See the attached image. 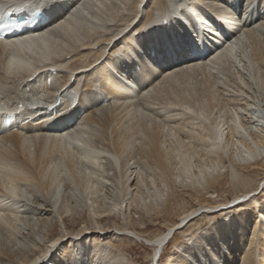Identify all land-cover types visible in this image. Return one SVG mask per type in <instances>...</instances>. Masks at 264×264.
<instances>
[{
	"label": "bare ground",
	"instance_id": "1",
	"mask_svg": "<svg viewBox=\"0 0 264 264\" xmlns=\"http://www.w3.org/2000/svg\"><path fill=\"white\" fill-rule=\"evenodd\" d=\"M47 1L49 2L52 0H0V11L5 7L13 9L14 11L23 7L27 12L31 13L32 10L39 8L44 3L47 4ZM121 1L128 3L131 1L132 3V0ZM145 1L146 0L134 1L133 4L128 6L132 11L136 9L135 11L139 12L145 4ZM152 1L151 3L148 2L150 5L153 3L151 5V14L149 16L147 15L148 17L141 15V17L143 16L144 19H146L145 21H143V19L141 24L140 20V22H136L140 24L138 26L139 29L135 28L139 32V38L137 41L132 38L133 40H126L127 42H125V49L131 53H129V55L122 53L123 55L119 56L120 51L119 54L117 53V56L115 55L116 57L112 56L114 57L113 59H107L108 64L103 63V67L101 62L106 58H104V55L107 48L110 47L112 43L114 45L116 39L122 35L124 31L129 30L131 26L130 23L121 22L120 20L122 23L121 25H114V28H110V23L112 24V22L115 21L116 16L119 17L123 9L121 5L119 6V3H117L118 0H54L53 2H49V24L32 32V34H38L28 36L24 40H0V241H2V243L5 235L6 238L8 237L7 239H13V243L16 237L21 233L20 225L26 222H24L21 217L23 210L20 205L21 198L25 199L28 195L33 196L35 203H40L41 201L38 197H42L47 200L51 208L55 209L57 207V202L63 200L62 198H58L59 189L63 183H67L66 186L68 185L67 194L69 199L65 200L64 203L63 201L61 202L63 204V210L59 214L60 222L63 223V219H67L69 215L72 217V221H78V225L82 224L84 218H82L81 212L87 207L92 209L93 213L89 217L92 218L91 222L97 227L101 226V222L98 221L99 219L101 220V218L106 216L107 218H116L117 216L119 218L121 215V212H119L121 211V202H119V200L122 201L121 198L119 199L120 190L117 188L118 191L116 190L114 192V196L118 203H113V205L108 204L111 205V207L108 206V209L104 205L108 211H99L100 207L98 205L99 203L102 204V202H98V196L106 186L105 180L108 177H105V171L107 168L108 170L123 173L120 168V159L124 161L123 164L126 167L124 169L125 172L115 178L116 181L114 182L118 183L117 185H120L121 189L130 183L133 175V172H130L132 161L130 166L129 163L130 160H133L132 150L134 146L141 147V152H143L151 164L160 171L161 174L158 176L163 177L162 179H164L165 182L174 186L179 185L184 189H191V192L192 190L195 191L196 194L194 196H196L195 198L199 204L207 202V199H205L204 195L201 193V190L205 188H209L215 193H224L225 186L229 182L227 178L228 174L224 176L226 171L225 173L222 172L224 168V155L226 156L227 152L230 153L227 154V156L233 167L237 166L242 170L250 166L256 167L259 161L264 158V141H262V139L259 140V135L258 137L255 135L256 132L260 130L264 132V116L261 110L262 106L258 99H253L247 103L246 106L249 112H253V116L255 117L253 119L252 113H250L251 117L249 118H251V121L254 120L251 124L256 127L255 131V129L253 130L251 127H244L243 124L241 125L236 108L230 106L232 101H229V98L225 100L226 96L225 98L219 96L213 84L221 79L223 72L225 73L232 69L236 70L238 73L244 72L246 76L248 75L246 80L250 79L249 84L255 85L257 70L254 65H256V62L264 65V41L260 37V32L264 31V23L261 24L262 21H257L259 23V28L255 26L256 24L254 25V27L257 28L253 30H261L258 32V36L260 35L259 39L258 36L251 34L247 28H244L254 39L255 49L252 50H254L253 55H255V60H253L249 55L252 50L246 47V42L248 41L246 38L247 31L244 32L243 29V32L234 34L236 31L235 29L238 28L239 25L241 27L246 25L245 22L247 19L243 22V17L241 18L238 16L237 24L234 18L228 17L227 19L223 17L226 15L225 7L223 14H221L222 12L220 10H217V12H221L220 14L216 13V11L214 12L213 8L215 4L213 3L209 5L207 9H201L202 7L200 8V5V9H198V5L195 6L191 4L189 6V0H162L163 7H160V0ZM195 1L200 4L202 0ZM228 1L234 3L236 0ZM261 6L264 9V5ZM231 8L233 9V5H231ZM140 12L143 11L141 10ZM230 13L228 14L230 15ZM137 14L139 15V13ZM174 14L178 19L181 17V25L186 27L189 32L196 34V37L198 36L197 43L193 44V48L190 46L191 44H186L188 40L184 38V36L182 37L183 32L181 25L176 18H174V21L178 22L176 24L177 27L180 28L178 31H175L176 34H174V30H172L170 26L171 23H168L173 18ZM138 15H135L132 22L137 20ZM249 17H251V15ZM214 18L217 20H214ZM226 19L231 23L225 24V26L223 25V20ZM195 24L196 27L194 26ZM235 24L237 25L235 26ZM204 29L207 30V32ZM213 30L217 33H213ZM130 31H132V29ZM251 32L254 33V31ZM126 37L127 35L124 39ZM121 38L123 39V37ZM129 39H131V37ZM89 41H91V43H89ZM182 43L185 46L184 50L186 51V49H188V54L182 53ZM116 44L119 45V43ZM40 45L46 47L38 49ZM88 45H90L89 48H87ZM113 45L110 50H113ZM92 47H97L94 49L96 52L93 53ZM115 49H118V46H116ZM42 53H44V57H41ZM130 55L132 59L128 60ZM124 56H126V58L129 56L126 65L122 67L121 70L122 72L123 70L125 71L126 76L124 77V81L121 79L118 81V76L114 77L113 73L108 69H115L114 67L118 64H124V62L122 63L123 58H125ZM15 57H19L22 60L17 66L12 62ZM89 57H95L94 61L88 63ZM76 60L81 61L83 64H80L81 66L78 65L79 67H74V61ZM47 61L53 62V67L59 71L55 73L47 72V68L44 64ZM201 61H205L203 62L205 64H201ZM189 63H191L190 65L192 66L187 67ZM155 65L158 67V70L169 69L161 76V79L160 76L156 78L157 70ZM136 67L141 76V78L138 77V79ZM240 67L243 70L240 69ZM198 69L202 70L203 74L204 70L208 72V76H205L199 82L197 81L198 77L196 74ZM63 70L67 72L63 76L60 85L58 88L56 86L53 87V85H55L54 77H57L58 73ZM87 71H89L92 78L85 81V84L83 83V90H81L82 92L80 93L81 97L77 102L79 106L74 105L75 102L73 103L72 98L69 100L70 103H67L62 111L59 110L58 105L61 102H59L60 92L62 91L63 93V88L68 86L69 83L67 82L72 80L77 74L79 75V73H85ZM39 72L42 74H39L35 79L31 80L33 76ZM203 74L202 76H204ZM242 75L244 76V74ZM224 76L222 77L223 79ZM134 79L138 81H134ZM151 79L154 81L156 80V83H159L160 86L162 84L166 85V88L163 87L162 89V92H164L162 96L163 100L162 102L160 101L162 110H167V107L168 109L170 108V110L172 107L176 108V110H174L176 113L172 114L170 112L171 115L170 113H164L166 117L160 120L157 119L158 121L156 118H151V113H148V108V111L145 109L147 106L143 107V104H136L133 101V95L136 92L139 94V99H142L144 102L147 101L148 97H157L156 94L158 91L154 88L155 84L153 87H151V84L146 87L142 86ZM243 79L241 78V80ZM239 83L240 81H238V84ZM258 83L261 84L263 90V74L259 76ZM97 84L101 86L99 87L100 89H103H101V91H104L106 94L109 92L110 96H108L110 98L113 97L117 101L119 100L114 104L113 112H110V110L113 109L112 107H99L101 106L100 103H102L101 101L98 103L99 97L104 99V96H101V91H99V93L93 90V86ZM195 84H199L198 90H196ZM242 84H244V82ZM159 85H156V87ZM29 86L32 88L34 87L35 93L27 95ZM147 87H149L147 89L149 91L146 90ZM237 88L239 89V87ZM145 90L146 92L144 93ZM234 91L236 90L234 89ZM240 91H242L241 88L239 92ZM69 95H64L63 93L62 97L67 98ZM43 97H47L45 103L42 101ZM222 98H224V100ZM24 100L27 103L35 104L38 112L44 111V121L32 123L30 121L21 120L19 123L18 116L28 110L24 108L23 110L17 111L14 105H18L20 101ZM56 105L58 107H56ZM165 110L163 111H168ZM215 110L219 112V116L210 121V117L214 114ZM239 110L243 109L239 108ZM5 112L14 114L12 123L6 129L2 126L5 120V117L2 116ZM221 112L222 114L226 113V118L223 120H225L226 123L229 122L228 139L225 138L222 131L224 123L221 120ZM171 117L177 121L173 122L174 125L172 124V120L169 119ZM56 118L58 119L56 120ZM152 119L154 120L153 122L157 123L153 128L151 127L153 125ZM193 124L205 129L206 134L204 136L193 134L188 128L189 125ZM173 129L175 130L172 134L180 133V131L183 132V138H180V142L178 141L179 146L166 149V143L168 144L170 137L175 136L171 134ZM257 129L259 131H257ZM119 130H121V132ZM253 131L254 133L251 135ZM108 135L112 137L108 138ZM139 136H141V138H137ZM197 136L202 141L206 139V152L202 149L203 146L202 148L197 147L198 149L194 146L193 140ZM201 140L199 141L200 143ZM257 140H259V142ZM138 141L140 145L136 144ZM199 142L196 141L198 144ZM246 142L249 143L246 144ZM243 143H245V146H243ZM128 166L130 168H127ZM107 175H109V173ZM141 176L144 177V175ZM229 179L232 181V184H237L235 186L240 187L239 189H242L247 195L252 193L254 182L251 178L244 177L241 173L231 168ZM145 181L150 185L153 184L152 182L154 179L152 180V177L149 178L147 176L144 180H139L138 182L135 180V182H137L135 184L136 188H138L142 195L139 198L135 197L136 199H134L132 203H134L136 208L140 209L141 207L147 214H150L154 208L159 209L170 223L167 232H162L154 235L152 238L145 239L146 245L156 252L154 256L160 251V245L163 250L168 240L173 239L172 245H176L177 249L181 248L183 251L173 264H200L198 260L205 261L202 264H219L220 257L223 255L221 249L225 246L224 250H226L228 245L230 246V240L223 239L222 237H224L223 235L225 231H227L226 229H228V233L231 232L233 224L234 226L238 225L240 229H247L252 236L256 237L255 240L253 239L249 240V243L247 242L249 245H240L241 250H243L241 264H264V224L258 225L256 221H254L255 223L252 222L251 225H249V217L252 213L251 210L248 209L250 203L247 204V209L240 211L235 217L232 216V218H230L229 213H226L223 215L226 221L222 219L223 217H219L217 220L221 219V221L209 223L204 228L201 235L198 233H190L188 236L190 238H188L183 245L179 243V239L173 236V231L178 230L179 221L181 219L182 221L180 222H182V225L191 221L192 217H194V212L182 214L178 222H173L169 218L170 211L172 210L171 203L168 201L164 202L165 200L163 199L165 197L162 191L160 192V190H158L159 187L158 189H153L150 186L154 184L148 186L143 183ZM258 184H260V182L257 183L256 187H258ZM111 185L112 184H110V186ZM246 194H244L245 198L247 197ZM208 196L211 198L213 195ZM240 197L237 193L232 201H226L221 204V206L217 205V203L213 206L212 204H207L204 208L213 210L220 207L227 209L238 201ZM73 204L78 211L75 210L74 207L72 208L71 205ZM38 206H40V204H38ZM118 207L120 210H118ZM36 220V222H38V218ZM34 223L30 222V225ZM39 223H36L37 226ZM36 224H34L35 227ZM182 225H180L181 229L183 228ZM82 226H84V224H82ZM42 227L44 226L42 225ZM51 230H49V233ZM172 232L173 235H171ZM77 234L73 235L74 239H76V244L74 246L75 252H72L74 254L69 252L72 259H65L64 262L57 259L58 264L88 263L85 261L84 256L78 253V251L83 249L81 246H84L83 242L85 238H80V240ZM32 235H34V233ZM133 236H137V234L135 235L133 233ZM61 237L56 236V238L48 240L47 243L45 242L46 245L42 248H40V242L38 246H35L38 250V254L32 258L34 260L30 259L31 261L28 263L24 261V264H45L50 260L51 252ZM46 238L47 237H44L40 239V241ZM217 238L223 239L220 240L221 242L224 241L223 247H220L219 250L215 248ZM248 246L251 247L247 250ZM1 247L3 249L0 248V254H3L2 256H4V258H8L9 253L7 249L4 251L5 246L3 247V244ZM79 248L81 249L78 250ZM201 252L206 253L204 257L207 258V262L203 256L198 260L195 259L194 256L199 257ZM90 253L94 255L93 262L94 259L98 257L103 260L105 258V255L98 248L93 249ZM116 257L119 258L118 256ZM160 257L161 253L157 263H159ZM229 257L227 260L223 261L225 264H231L232 260ZM256 259H258L257 263L255 261ZM114 260L115 259H112V261ZM154 262L152 258L150 264H154ZM94 264L97 263L94 262Z\"/></svg>",
	"mask_w": 264,
	"mask_h": 264
},
{
	"label": "rangeland",
	"instance_id": "2",
	"mask_svg": "<svg viewBox=\"0 0 264 264\" xmlns=\"http://www.w3.org/2000/svg\"><path fill=\"white\" fill-rule=\"evenodd\" d=\"M120 1L121 0H118L117 3H119V6L121 5V7L123 8L122 12H121L122 16H121V14L119 15V17L121 16L122 18L121 17L119 18L118 16H116L115 21H114L115 23L112 22V24L110 23L109 26H110V28H114L115 26L121 25L122 24L121 22L130 23L131 26H130L129 30H126L128 32V34H127L126 31H124L123 34L120 35L117 38L118 40L116 39V41L114 42V45L112 43V45H113L112 49L113 50H110L112 45L107 48V50L105 51L106 53L104 55V58L105 57L106 58L101 62L102 67H103V63L108 64V60L107 59H109V58L113 59L114 57H116L119 54L120 51L121 52H120L119 56L123 55L124 53L127 54V55H129V53H131L130 51H127L125 49V42H127L128 40H133V39L137 41V39L139 38V35H138L139 32H138L137 29H139L138 26L142 23V20L144 19L143 16L148 17L151 14V12H152V6L151 5L153 3L150 5V3L153 2L152 0L151 1L150 0H146L145 1V4L142 7V8L145 9V11H144V9L141 8V10L143 12H140L141 10L139 12H137V11H135L136 9L132 11V9L129 8V6L131 4H133L134 1H139V0H134V1L132 0V3H131V1L129 2L130 4L128 2H123V1L120 2ZM148 2H150V3H148ZM147 3H148V5L146 6ZM212 3L215 4V6L213 8L214 12L216 11V13H218V14H220L221 12H222L221 14H223L224 7H225L226 15H224V16L222 15V16L227 18V19H228V17L232 18V19L234 18L236 20L235 23H237V20H238L237 18H239V17H241V18L243 17L242 18L243 22H244L245 19H247L248 22L247 21L245 22L246 25H244V27H241L239 25L240 28L239 27L236 28L235 29L236 31L234 32V34L241 33L243 31L246 32L248 30L251 34H253V35L255 34V36H258V34H259L258 32H260L261 30L259 31V29H258L257 31H255L253 29L255 28L254 27L255 24H256L255 26H257L259 28V23H258L259 21L260 22L262 21L261 24L264 23V9L261 6V5H264V1L263 0H236V1H234V3L232 1L230 3V1H228V0H202L200 4L197 3L195 0H189V6L191 4L195 5V6L198 5L197 6L198 9H200L201 7H202L201 9H207L208 6L211 5ZM159 4H160V7H163L162 6L163 5L162 0H160ZM122 5H124V6H122ZM199 5H200V8H199ZM231 5H233V9L231 8ZM126 9H128V10H126ZM226 9H227V11H226ZM217 10H220L221 12L220 11L217 12ZM254 10H256V11H254ZM230 11H231V13H230ZM137 13H139V15ZM228 13H230V15ZM135 15H138L137 16V20L132 22V20L134 19ZM141 15H143V16L141 17ZM250 15H251V17H249ZM175 16L176 15L174 14V17L168 22V23H171L170 26L172 27V30H174V34H176L175 31H178V29L180 28V27L179 28L177 27L176 23H178V22L174 21L175 20L174 18H176ZM213 16H216V15H213ZM180 18H179L178 21H179V24L181 25V19ZM215 19L216 18H214V20ZM227 19L223 20V25L231 23ZM120 20H121V22H120ZM145 20L146 19H144L143 21H145ZM138 21L140 22V24H137ZM135 23H136V26H135ZM237 24H235V26ZM247 25H249V26H247ZM183 27L184 26L181 25V28H183ZM135 28H137V29H135ZM184 28L186 29V31L182 30V32H183L182 37L184 36V38H186L188 40L186 42V44H188V43L191 44L190 46L193 48V46H194L193 44L197 43L196 41H197V37L198 36L196 37V34H193L192 32H189V30L186 27H184ZM244 28H247V30L244 29ZM131 29H132V31H130ZM169 30H171V29H169ZM205 31L207 32V30H205ZM248 31L246 32V38L248 40L246 42V47H248V48H250V50H252V49H255L254 39L251 36V34L250 35L248 34L249 33ZM251 31H254V33H252ZM179 32H180V30H179ZM213 33H217V32H214V30H213ZM260 33H261L260 34L261 36L260 35L259 36L264 41V31H261ZM126 35H127V37L124 39V37ZM259 36H258V39L260 38ZM121 37H123V39ZM130 37H131V39H129ZM121 39H122V41H121ZM191 41H192V43H191ZM89 43H91V41H89ZM116 43H119V45L116 44ZM198 44H200V43H198ZM182 45H183V47H182L183 52L182 53L183 54H188L187 53L188 49H186V51H185L184 50L185 46H184L183 43H182ZM116 46H118L119 51H118V49H115ZM89 47H90V45L87 46V48H89ZM95 48H97V47L93 48V53L96 52V51H94ZM123 49H125V50H123ZM176 49H177V47H176ZM253 51L254 50L250 51L249 55H250V57L253 60H255L254 59L255 55H253L254 54ZM110 53H112V54H110ZM112 56H114V57H112ZM124 57L125 58H123V60L124 59L125 60L124 61L122 60V63L124 62V64H118L117 66L114 67L115 69H111L109 67H108L109 69L107 68L109 71H111L113 73L114 77L118 76V81L120 79L124 81V77L126 76L125 75V71L123 70V72H124L123 73L121 70H122V67H124L126 65L127 58H129V56L127 58H126V56H124ZM94 59H95V57H89L88 58L89 62H88V60H87V62L91 63V62L94 61ZM130 59H132L131 55H130V58L128 60H130ZM77 61L78 60L74 61V67H76V66H78L80 64L81 65L83 64V63H81V61H78V62ZM203 62H205V61H203ZM203 62L201 61V64H205ZM190 64L191 63H189L187 65V67L192 66ZM255 64L256 65H254V66H256L255 69L257 70V73H256V82H255L254 86L249 84L250 79L246 80L248 75L246 76L244 72L238 73L236 70H232V69H230V70L228 69L230 72L232 71L231 73L229 71L225 72L227 75L223 72V76L225 75L227 77L224 76V79H223L222 78L223 76H221V79L218 80L217 82L213 83V84H214V89H215V91L218 92L219 96L224 97V98L226 96L225 100H227L229 98L230 99L229 101H232L230 106L231 107L233 106L234 108H236V112L238 113L239 121H240L241 125L243 124L244 127H251L253 130L255 129V131H256V127L253 124H251L254 120L251 121V118H249V117H251L250 113H252V118L253 119L255 118L253 116V112H249L248 108L246 107L247 103H249L253 99H258V101L260 102V104L262 106L261 110H262V114L264 116V89L262 90L261 84L258 83L259 76H261L262 74L264 75V65L262 63H258V62H256ZM155 68L157 70L156 78H157V76H160V79H161V76L164 75L165 72H167L169 70V69L158 70L157 69L158 67L156 65H155ZM181 68H182V66H181ZM135 69H136V72L138 73L137 79H138V77L141 78L140 72L138 71L137 67ZM240 69H242V68L240 67ZM207 71H208V69H207ZM66 72L61 71L60 73H58V76H57L58 78L54 77V80H55L54 84L55 85H53V87L56 86L58 88V86L60 85V83H61V81L63 79V76L66 74ZM235 72H236V74H235ZM232 73H234V74H232ZM81 74H83V75H81ZM196 74H197L198 78L196 76L195 77L197 78L198 82L201 81L205 76H208V72H206L204 70V74H203L202 70H200V69H198L196 71ZM202 74L204 76H202ZM242 74H244V76ZM199 76H201V77H199ZM91 78L92 77L90 76L89 71H87L85 73H79V75L77 74V76H74V78H72V80L68 81L67 83H69L68 84L69 87L66 86L65 88H63V90H64L63 93H64V95L65 94H67V95H69V94L71 95L72 94L73 96L69 95V96H67V98L66 97L63 98L62 97L63 93L61 91L60 92L61 95H60V99H59V102L60 101L61 102L58 105L59 106V110L62 111L65 108L66 104L70 103L69 100L72 99V98H73L72 99L73 103L75 102L74 105H78L77 102H78V99L81 97L80 93L82 92L81 90H83V85L86 83L85 81H88ZM156 78H153V79H156ZM241 78L242 79L244 78V79L241 80ZM45 79H46V77H45ZM137 79H134V81H138ZM153 79H151L152 81L148 80V82L143 84L142 86L146 87V86L151 84L152 85L151 87H153L154 84H155L154 88H156V90L158 91V93L156 94L157 97H152V96H151L152 98L148 97L147 101L144 102L142 99H139V96H138L139 94H137L138 92H136L133 95L134 96L133 101L136 104H143V107L147 106L145 109L147 110V108H148L149 111L148 110L147 111H148L149 114L151 113V118H156V120L157 119L160 120L161 118L163 119V117H166V114L164 115V113H167V114H169L170 112L172 114L176 113V111H174V110H176V108L172 107L171 110H170V108L168 109V107H167L168 111L163 109V110H165L167 112H164L162 110V108H161L162 104L160 103V101L162 102V100H163L162 96L164 95L163 94L164 92H162V89H163V87L166 88V85L162 84L160 86L159 83L158 84L156 83L157 79L155 81ZM238 79H240V80H238ZM236 80L240 81V83L238 84V81H236ZM194 82H195V79H194ZM243 82H244V84H242ZM245 84H247V85H245ZM156 85H159V86L156 87ZM195 85H196V90H198V85L199 84H195ZM195 85H193V86H195ZM99 87H101L99 84L94 85L93 86V90L99 92L102 89V88L100 89ZM237 87H239V89ZM148 88L149 87H147L146 90ZM240 88L242 89V91L239 92ZM98 89H100V90H98ZM234 89L236 91H234ZM28 90H29V92H27V95L35 93L34 92L35 91L34 87L32 88L31 86H29ZM146 90L144 91V93L146 92ZM68 91H70L71 93L68 92ZM147 91H149V90H147ZM74 94H76V95H74ZM108 95L110 96L109 92L106 94L104 91H101V96L102 97L104 96L105 100L102 99L101 97H99V100H98L99 102L98 103H100V101L102 102V103H100L101 106H99V107H101V108H106L107 106L110 107V108L112 107L113 109H111L110 112H113L114 111V107L113 106L119 100L117 101L113 97L110 98ZM58 96H59V94H58ZM158 96H160L161 98L158 97ZM221 97H220V100H221ZM153 98H155V99L157 98V99L155 100ZM224 98H222V99L224 100ZM46 100H47V97H43L42 101L44 103H45ZM103 100H104V102H103ZM90 105H91V103H90ZM102 105H104V106H102ZM239 105H241L242 107L239 106ZM237 107L242 108L243 110H239V108H237ZM160 112H163V113H160ZM171 113H170V115H171ZM162 114H163V116H162ZM152 116H154V117H152ZM218 116H219V112H217V110H215L214 114H212L211 117H210V121L214 120V118H217ZM220 116H221L222 122L224 123L222 131L224 133L225 138L228 139V134H229V124L228 123L229 122L226 123L225 120H223V119L226 118V113L222 114V112H221ZM18 119H19V123L21 122V120L30 121L32 123H40L41 121H44V111L43 112L25 111V112L21 113L18 116ZM169 119L172 120V124H173L175 119H173V117H171ZM153 121L154 120L152 119V124L153 125L150 123L152 125L151 126L152 128L154 126H156V124H157L156 122H153ZM175 122H177V121H175ZM188 128L195 135L204 136L206 134V130L202 129L201 127H198L196 124L189 125ZM252 129H250V130H252ZM121 130H119V131L121 132ZM174 130L175 129H173L172 132L170 131L171 134L173 133ZM257 131H259V130L257 129ZM180 133L172 134V135H175V136L177 135L176 138H175L177 140L174 139L175 136H171L170 137L171 140L169 139L168 144L166 143V149H169V147L172 148V147L179 146L178 141L180 142V140H181L180 138H183V135H184L183 132L180 131ZM253 133H254V131L251 133V135H253ZM255 135L257 137L259 135L260 136L259 140L262 139V141H264V132L262 130H260L259 132H256ZM110 137H112V136L108 135V138H110ZM137 138H141V136H139ZM200 140L201 139L197 136L193 140L194 141V146L196 148L197 147L198 148H202V146H203L202 149H204V152H206L205 149H207L206 148L207 146H205V145L207 144V141H206V139L203 140V141L201 140V143H200L199 142ZM259 140H257V141L259 142ZM174 141H177V142H174ZM196 141L199 142V144L196 143ZM95 143H96V141H95ZM170 143H171V146H170ZM248 143L249 142H246V144H248ZM136 144L140 145L139 141ZM244 144L245 143H243V146H245ZM227 154H230V153L227 152L226 156L224 155V157H225L224 161H223L224 168H223L222 172L225 173V171H226V174H224V176L228 174L227 178H228L229 182L225 186L224 193H221V192L215 193L212 190H210L209 188L208 189L205 188L203 190L200 189L201 193L204 195V198L207 199V202L199 204L197 202L196 198H195L196 196H194L196 194L195 191L192 190V192H191V189L190 190H188L187 188L184 189L183 187H181L179 185L174 186V185H172L170 183L165 182V180L162 179L163 177L158 176L159 174H161L160 171H158V169H156L155 166L152 165L151 162L145 157L143 152H141V147L134 146V148L132 150V158H133V160H130V163H129V166H130L131 165V161H132L130 172H133V175H132L130 183L127 184V186H125L123 189H121V186L117 185L118 183L114 182V181H116L115 178H117L118 176H120L121 174H123L125 172L124 169L126 167L123 164L124 163L123 160L120 159V161H121V167L120 168H121V172H123V173H120V172H117V171L115 172L113 170H108V168L105 171V173H106L105 177L106 178L108 177V178L105 180V183H106L105 185L106 186H105L104 189H102V192L100 193L101 196H100V194L98 196V200H99L98 202H102V204L99 203V205H98L101 210L99 208H97V209H99V211L103 212V211H106L108 209V206L111 207V205H108V204H112L113 205V203H118L117 199L114 196V192L118 188L120 190L119 199L121 198V200H122V201H120L118 199L119 202H121L120 203L121 211H119V212H121V215L119 216V218H118V216L116 218H113V217L107 218V216H106L104 218H101V220L99 219L98 221L101 222L100 223V225H101L100 227H97L96 225H94L91 222L92 218L89 217V216H91L93 212H92V209H90L88 207L86 209L84 208V210L81 212L82 213V218H84V220H83L84 222L82 223V224H84V226H82V224L78 225V221H76V222L72 221V217L69 216V215L67 216V219H63V223L60 222L59 214L63 210V208H62L63 204L61 202L63 201V203H64L65 200L69 199L68 194H67L68 193V191H67L68 190V187H67L68 185L66 186L67 183L61 184V188L59 189L58 198H62L63 200H61V202L60 201L57 202V207L55 209L51 208V206H49L47 200L43 199L42 197L41 198L38 197V199L41 201L40 203H35L33 196H29L28 195V196L25 197V199L21 198L20 199L21 200L20 201V205L22 207L21 209H23L22 213H21V217H22L23 221L24 222L26 221V222L23 223L22 225H20L21 233H20V235L18 237L15 236L16 240H14L13 243H12L13 239L12 240L11 239H7L8 237L6 238V235H5L4 239H3V243H2V241H0V248H2L1 246L3 244V247L5 246L4 251L7 249L8 253H9V257L7 256L8 258H4V256H2L3 254H0V264H2V263L3 264H24V261L28 263L29 261L34 260L32 258H34L38 254L37 253L38 250L35 248V246L36 245L38 246V244H40V242H41L40 248H42L44 245H46L48 240H50V239L52 240L53 238H56V236L57 237H61L62 236V237L57 241L59 244L56 243L55 247L53 248V250L51 252V256L49 258L50 260H48L47 262L45 261L46 263L45 262L44 263L45 264H58L57 259L61 260L62 262H64L65 259L71 260L72 258L70 257V253L75 252V247L74 246L76 244V239H74L73 235H76L77 233H78L77 236H78L79 239L80 238H85L84 242H83L84 246H81L83 249L84 248L85 249L84 250L82 249L81 251H78V253H81V256H84L85 261L88 262V263L86 262L87 264H94V262H96L97 264H150L152 258L155 261L154 264H173L174 261L178 257H180V254L183 253L181 248L177 249L176 245L175 246L172 245L173 239H169L168 240L166 245H164L163 250H162L161 245H160V251L157 252L156 256H154L156 252H154L151 247H148L146 245V242H145V239L152 238L156 234L168 231V227H169L170 223L168 222L167 217L163 213H161V211L159 209H157V208H154V210H152L150 212V214L149 213L147 214L145 212V210L141 209V207H140V209L136 208L134 203H132L134 199L139 198L142 195V193L138 190V188H136L135 184L139 180H144L147 176L149 178L152 177V180L154 179V181L152 182L154 185L150 184V185H153V186H150L147 181H145L143 183H145L146 185L152 187L153 189H158V187H159L158 190H160V192L162 191V193H163V195L165 197L163 199V200H165L164 202L168 201V202L171 203L170 205H172L171 206L172 210L170 211V217H169L170 220H172L173 222H178L180 220L182 214L184 215V214H187V213H193L194 212V217H192L191 221H189L188 223L187 222L184 223V225L185 224H187V225H185V226L182 225L183 228L181 229L180 228V225L182 223V222H180V221H182V219H181L179 221L180 224L178 225V227L180 229L178 228V230L173 231L174 235H173V232L171 233V235H173L174 237L179 239V243H181L183 245L188 240V238H190V237H188L190 233H193V234H197L198 233L199 235H201V233L204 231V228L209 223H213V222L215 223V222L221 221V219H219V220H217V219L219 217L222 218L223 215H225L226 213H229L230 218H232V216L235 217V216H237L240 213V211H242V210L244 211V209H247V204H249V203H250V207L248 209H250L251 212H252L250 214V217H249V225H251V223L254 222V221H256V223L258 225L259 224L263 225L264 224V158L261 161H259V163H258L259 166L258 165L256 167L250 166V167L242 170L241 168H239L237 166L233 167V165L229 161V157L227 156ZM195 160H194V162H195ZM129 166L127 168H130ZM231 168H233L237 172L241 173L244 177H248V178L252 179V181L254 182L252 193H249L247 195L246 193H244L242 191V189H239L240 187L235 186L237 184H234V183L232 184L231 183L232 181L229 179V174H230ZM108 173H109V175H107ZM141 175H144V177L141 176ZM161 179H162V181H161ZM135 180L137 182H135ZM110 181H111V183H110ZM107 182H109V183H107ZM259 182H260V184H258V187H256L257 183H259ZM161 183L162 184L164 183V184L162 185ZM229 183H231V184H229ZM110 184H112V185L110 186ZM166 184H167V186H166ZM62 185H64V186H62ZM237 193H238L239 197L240 196H242V197H240L238 199V201H236L232 206H230L227 209L226 208L223 209V208H220V207H218L216 209H213V210L212 209H208V208H206V209L204 208L205 206H207V204H212V206H213L215 203H217V205L221 206V204L225 203L226 201H232L233 197ZM111 194L113 195V197H112ZM137 194H138V196H137ZM244 194L247 195L246 198L244 197ZM66 195H67V197H66ZM208 195H213V196H211V198H210ZM58 200H60V199H58ZM38 204H40V206H38ZM59 204H60V207H59ZM104 205L107 207V209H106V207ZM71 206H72V208L74 207V209L78 211V209H76L74 204L71 205ZM79 206H80V204H79ZM43 210H44V212H43ZM118 210H120V208ZM184 211H185V213H184ZM90 212H91V214H90ZM74 213H76V212H74ZM41 214H42V216H41ZM37 218H38V222H36ZM126 218H127V220H126ZM222 219L224 221H226L224 217ZM29 220H30V222H33V223L35 222L34 224H36V223L38 224L39 222L41 224L39 223L38 226L36 224V227H35L34 224L30 225ZM42 223H44V224H42ZM62 224H63L64 229L62 227ZM216 224H219V223H216ZM42 225L44 227H42ZM85 228H87V229H85ZM61 229H63V230H61ZM49 230H51L50 233H49ZM65 230H67V231H65ZM82 230H83V233H82ZM118 230H120V231H118ZM226 230L227 231H225V233L223 235L224 237H222V238L230 240V246L228 245L227 249L224 250V248H225V246L223 247L224 241H222V242L220 241V240H223V239L217 238L216 242H215V248H217L218 250H219L220 247H223V249H221V251L223 252V255L220 257V263L219 264H225L223 261L227 260V258L229 256H230L229 258L232 260L231 264H241V258L243 257V250H241L240 245H242V244L243 245H249L248 241L249 240H253V239L255 240L256 237L252 236V234H250V232L247 229H245V230L240 229V227L238 225L234 226L232 224V229H231V232H229V233H228V229H226ZM86 231H90V232H86ZM66 232H67V234H66ZM33 233H34V235H32ZM37 233H38V235H37ZM133 233L135 235L137 234V236H133ZM63 234H64V236H63ZM44 237H47L48 239L46 238L45 240L43 239L42 241H40V239H42ZM136 237H138V238H136ZM77 241H79V240H77ZM218 241H220V242H218ZM43 242H44V244H43ZM32 246H34V247H32ZM251 246H248L247 250ZM97 248L102 251V253L105 255V258L103 260V259H100L98 257L97 259H94V262H93V256L94 255H93V253H90V252H92L93 249H97ZM80 249L81 248H79L78 250H80ZM245 251H246V249H245ZM160 253H161V257H160L159 263H157ZM72 254H74V253H72ZM205 254L206 253L201 252L199 257H197V256H194V257H195L196 260H198L202 256L204 257ZM116 256H118L119 258H117ZM112 259H115V260L112 261ZM205 260H206V262L208 261L207 258H205ZM255 261L257 263L258 259H256ZM198 262L200 264H202L205 261L203 262L202 260H200V261L198 260Z\"/></svg>",
	"mask_w": 264,
	"mask_h": 264
},
{
	"label": "water",
	"instance_id": "3",
	"mask_svg": "<svg viewBox=\"0 0 264 264\" xmlns=\"http://www.w3.org/2000/svg\"><path fill=\"white\" fill-rule=\"evenodd\" d=\"M194 26L196 27V24H195ZM19 109H20V110H22V109H23V107L19 106ZM181 225H182V223H181Z\"/></svg>",
	"mask_w": 264,
	"mask_h": 264
}]
</instances>
